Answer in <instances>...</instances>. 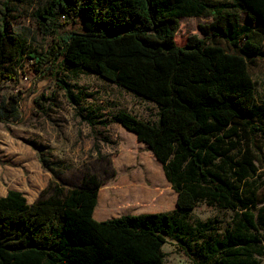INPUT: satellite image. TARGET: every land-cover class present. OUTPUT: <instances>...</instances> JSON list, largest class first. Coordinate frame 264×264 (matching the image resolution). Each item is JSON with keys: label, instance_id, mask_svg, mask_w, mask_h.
Returning <instances> with one entry per match:
<instances>
[{"label": "trees", "instance_id": "trees-1", "mask_svg": "<svg viewBox=\"0 0 264 264\" xmlns=\"http://www.w3.org/2000/svg\"><path fill=\"white\" fill-rule=\"evenodd\" d=\"M242 13L248 23L240 25ZM202 15L213 17V36L232 51L197 35L176 42L180 18ZM33 17L54 35L45 51L29 54L35 71L55 79L73 104L80 97L63 75L84 69L157 106L155 121L126 110L114 119L147 144L177 200L173 210L98 221L93 214L104 181L92 170L75 186L51 179L32 203L10 189L0 197V264H165L169 238L194 264H261L257 218L264 207L257 216L255 192L245 186L255 164L248 151L233 159L230 142L256 106L249 63L264 59V0H45ZM78 20L82 30L65 29ZM8 28L4 17L0 85L18 79L21 65L13 64L28 53L27 41ZM21 101L18 92L2 102L0 119L18 120ZM28 142L42 167L59 177L47 146ZM201 201L233 211L224 232L217 217L191 221Z\"/></svg>", "mask_w": 264, "mask_h": 264}, {"label": "rangeland", "instance_id": "rangeland-1", "mask_svg": "<svg viewBox=\"0 0 264 264\" xmlns=\"http://www.w3.org/2000/svg\"><path fill=\"white\" fill-rule=\"evenodd\" d=\"M44 2L45 0H0V25L5 17L9 21L8 32L24 38L28 47V53L13 64L16 68L21 65L20 77L0 85V105L2 102L7 104V99L18 92L22 96L18 120L0 119L2 131H7L14 138L11 150L10 140L1 137L0 132V165L3 168L14 167L21 175H16L12 180L2 177L0 193L13 186L34 183L33 175L42 165L29 140L47 146V158L58 163L54 167L60 176H53L43 167L42 169L48 173L50 179L67 187L77 185L88 169L97 173L104 181L102 190L107 186L119 188L125 180L130 185L152 189L153 186L160 185L166 178L159 162L147 147L138 149L135 133L125 129L114 119L117 111L126 110L141 119L155 121L157 106L153 102L96 74L78 69L77 73L75 70H68L63 75L73 92L80 97L79 104H73L64 90L57 86L55 79L39 78L29 54L45 51L54 40V35L39 28L33 17L35 9ZM213 20L210 15L180 18L176 42L183 45L188 37L197 35L232 51L233 48L227 40L221 36H213L217 32L216 28L210 26ZM247 23V17L242 13L239 24ZM65 29L82 30V24L78 20L75 24L67 25ZM249 70L256 85V106L249 123L245 128L240 127L239 135L232 138L230 146L234 148L230 155L237 160L248 151L255 164V172L251 171L245 186L255 192L258 206L254 211L258 216L262 213L260 207H264V59H252ZM16 89L18 92L14 93ZM85 115H91L92 121L86 120ZM21 171H24V175ZM160 171L161 182L158 177ZM137 190L142 192L141 188ZM26 195L27 199H31L30 192ZM167 202L168 197L166 206L162 209L158 208L156 198L145 202L130 201L124 207L128 213L158 212L172 206ZM262 215L264 216V212ZM232 216L233 211L230 209H220L201 201L194 209L191 221L217 217L220 221L219 231L224 232L225 227L231 223ZM257 220L264 247V217H258ZM163 249L165 264H194L192 258L172 238L168 239ZM259 258L261 264H264V253Z\"/></svg>", "mask_w": 264, "mask_h": 264}, {"label": "crops", "instance_id": "crops-1", "mask_svg": "<svg viewBox=\"0 0 264 264\" xmlns=\"http://www.w3.org/2000/svg\"><path fill=\"white\" fill-rule=\"evenodd\" d=\"M120 128L122 129V127ZM0 132L2 133L1 137L5 138L7 141L10 140V149L12 150V147L14 145V138L8 135L7 131H2L1 127H0ZM135 142H137L138 149H140L143 146L148 148L147 144L144 142L138 141L137 139ZM149 151L152 153L150 149ZM155 160H157V162H159V164L162 167L161 162L158 161L156 157ZM22 174L24 175V171L22 172ZM16 175L17 176L21 175L19 170H16L14 167H10V166L3 168V166L0 165V181L2 177H5L7 180H12L13 178H15ZM158 175L161 182L162 171L158 172ZM33 177H35L34 183L28 186L20 185V186H13L10 188L21 191L22 193H24L26 198H28L26 193L30 192L31 199H27L28 202L30 203L34 202L39 197L41 191L48 185L49 181L51 180L48 173L43 171L41 166L39 167V169H37V173H35ZM168 184L170 187H168ZM140 188L142 189V192L137 190ZM10 189L2 190L0 193V197L5 196L8 190ZM167 197H168L167 204L168 205L172 204V206L164 210L165 211L173 210L176 207L177 193L173 189L171 183L167 180V178L165 181H162L160 185L153 186V189L151 187L148 188L144 186H137V185L134 186V184L130 185V183L128 184V180H125L124 184L119 188H114L111 186H107L106 189L104 190L100 188L98 194V203L94 209L93 216L96 220L103 221L106 219L119 217L125 214L149 213L148 211H142L140 213H128L126 207L124 206H126V204L130 201L137 200L140 202H145L148 201L150 198H156V200H158L159 203L158 208L162 209L166 206L165 201Z\"/></svg>", "mask_w": 264, "mask_h": 264}, {"label": "built area", "instance_id": "built-area-1", "mask_svg": "<svg viewBox=\"0 0 264 264\" xmlns=\"http://www.w3.org/2000/svg\"><path fill=\"white\" fill-rule=\"evenodd\" d=\"M19 72L22 73L20 69H19ZM20 73H19V77H20ZM25 79H27V76H25ZM10 81H11V80H7V81H5V82H10ZM17 92H18V91H17V89H16V91H15L14 93H17Z\"/></svg>", "mask_w": 264, "mask_h": 264}]
</instances>
